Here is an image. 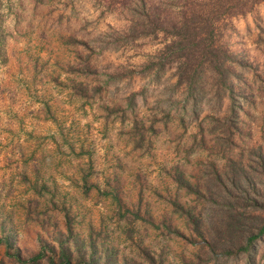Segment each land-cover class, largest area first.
Here are the masks:
<instances>
[{
    "label": "rangeland",
    "instance_id": "374dc122",
    "mask_svg": "<svg viewBox=\"0 0 264 264\" xmlns=\"http://www.w3.org/2000/svg\"><path fill=\"white\" fill-rule=\"evenodd\" d=\"M102 4L0 0V264L93 240L102 264H246L215 256L172 211L206 205L170 176L202 183L227 157L264 153V3L223 29L242 96L233 142L218 145L214 112L193 119L174 69L148 71L164 37L120 41L125 14Z\"/></svg>",
    "mask_w": 264,
    "mask_h": 264
},
{
    "label": "trees",
    "instance_id": "16d2710c",
    "mask_svg": "<svg viewBox=\"0 0 264 264\" xmlns=\"http://www.w3.org/2000/svg\"><path fill=\"white\" fill-rule=\"evenodd\" d=\"M102 1L103 7L125 14L120 41L159 34L164 37L157 60L147 66L148 71L158 79L167 66L173 68L176 82L172 91L182 90L185 101L191 103L193 119H200L207 105L215 114L205 116L211 119L210 132L220 129L224 135L215 137L217 145L220 141L232 143L241 110L238 99L242 96L243 63L223 42V29L232 18L249 13L264 0ZM245 158L235 161L227 157L222 169L212 165L202 183L189 182L175 168L170 177L177 186L206 206L197 209L176 200L171 206L215 256L245 257L246 264H255L258 243L264 240V153L251 148ZM67 231L71 234L72 228L67 226ZM93 241L84 251L83 245L75 246L76 250L68 241L59 242V248L49 247L51 254L39 251L24 263L102 264L96 255L98 244ZM111 255L104 264L114 263H107Z\"/></svg>",
    "mask_w": 264,
    "mask_h": 264
}]
</instances>
